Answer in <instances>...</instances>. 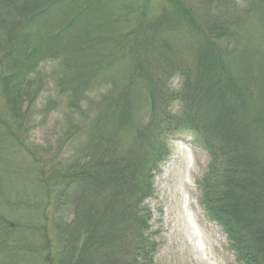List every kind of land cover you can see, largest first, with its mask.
Masks as SVG:
<instances>
[{"label": "trees", "instance_id": "trees-1", "mask_svg": "<svg viewBox=\"0 0 264 264\" xmlns=\"http://www.w3.org/2000/svg\"><path fill=\"white\" fill-rule=\"evenodd\" d=\"M108 1L0 0V85L15 121L20 123L33 103L30 75L41 51V59H55L80 55L83 42L90 46L86 51L92 55L85 54L70 79L75 91L90 87L88 66L109 62L117 45L131 42L143 54L140 50L151 42L137 35L129 40L131 32L125 29L132 9L125 6L114 17L101 18ZM242 32L241 27L225 56L205 36L210 46L194 56L190 71H182L187 81L174 98L181 110L159 111L162 89L150 88L151 120L135 126L130 78L125 91L103 96V106L90 120L72 125L61 145L74 144L87 131L84 154L48 171L60 175L57 184L39 181L46 202L34 222L42 224L23 231L40 232L42 252L22 239L20 225L1 218L0 264H19L24 255L38 264H157L161 241L145 201L155 192L154 173L170 156L166 136L182 127L197 132L193 148L208 157L198 182L206 215L220 225L240 262L264 264V70L254 65L252 49L239 37ZM174 99H165L166 108ZM8 129L19 141L17 132ZM46 167L40 164L44 174Z\"/></svg>", "mask_w": 264, "mask_h": 264}, {"label": "rangeland", "instance_id": "rangeland-1", "mask_svg": "<svg viewBox=\"0 0 264 264\" xmlns=\"http://www.w3.org/2000/svg\"><path fill=\"white\" fill-rule=\"evenodd\" d=\"M125 6L132 9L125 28L131 32L129 40L137 35L151 42L140 50L141 56L131 42L117 45L109 62L100 60L94 69L88 66L90 87L80 85V91H75L70 79L77 75L85 54L92 55L90 49L86 51L88 45L81 43L83 52L78 56L60 55L55 59H41V51L37 54L39 66L30 75L29 89L35 93L34 100L20 123L13 119L0 85V219L20 225L22 239L40 249V232H23L28 226L42 224L34 222L41 217L46 202L45 191L38 189V183L48 180L51 186L57 184L60 175L50 170L71 164L84 154L87 131L80 132L72 145L61 142L73 130L72 125L86 123L103 106V96L125 91L128 80L134 78L130 89L135 95L132 101L137 104L135 126H146L151 120L150 88L162 89L159 111L181 110L180 100L174 98L187 81L188 73L182 71H190L194 56L210 46L205 36L225 56L232 52L241 27L242 43L252 49L254 65L264 70V0H109L100 17H114ZM221 23L223 27L229 25L231 32H226ZM170 98L174 100L166 108L164 102ZM25 108L26 104L22 110ZM8 128L17 132L19 141L9 135ZM166 138L170 156L154 173L155 192L145 201L152 214V230L159 231L161 241L156 263L243 264L220 225L208 218L200 204L198 182L208 157L203 150L193 148L197 132L182 127L171 130ZM40 164L47 166L45 174ZM38 255L42 261L43 256ZM19 264L38 261L24 255Z\"/></svg>", "mask_w": 264, "mask_h": 264}]
</instances>
